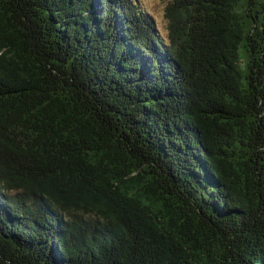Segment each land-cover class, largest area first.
I'll return each instance as SVG.
<instances>
[{"label":"trees","instance_id":"trees-1","mask_svg":"<svg viewBox=\"0 0 264 264\" xmlns=\"http://www.w3.org/2000/svg\"><path fill=\"white\" fill-rule=\"evenodd\" d=\"M165 16L0 0V264H264V0Z\"/></svg>","mask_w":264,"mask_h":264},{"label":"rangeland","instance_id":"rangeland-1","mask_svg":"<svg viewBox=\"0 0 264 264\" xmlns=\"http://www.w3.org/2000/svg\"><path fill=\"white\" fill-rule=\"evenodd\" d=\"M141 6L154 17L158 29L163 36H167L168 22L165 16V7L168 0H138Z\"/></svg>","mask_w":264,"mask_h":264},{"label":"water","instance_id":"water-1","mask_svg":"<svg viewBox=\"0 0 264 264\" xmlns=\"http://www.w3.org/2000/svg\"><path fill=\"white\" fill-rule=\"evenodd\" d=\"M37 48V47H36ZM43 51V50H42ZM43 62H46L45 60H43ZM46 66L47 67H50V68H53V72L54 73H56L57 71L55 70V68L54 67H52L51 66V64H50V62L49 61H47L46 62ZM262 70L264 71V62H263V65H262ZM263 79H264V77H263ZM63 84H64V81H60L59 83H57V86H63ZM85 104H86V107H85V110L87 111V112H89L90 114H95V111H94V108H93V106L92 105H90V104H88V103H86L85 102Z\"/></svg>","mask_w":264,"mask_h":264}]
</instances>
